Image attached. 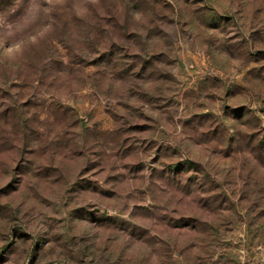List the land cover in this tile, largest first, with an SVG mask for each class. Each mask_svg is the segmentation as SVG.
Masks as SVG:
<instances>
[{
  "label": "rangeland",
  "instance_id": "374dc122",
  "mask_svg": "<svg viewBox=\"0 0 264 264\" xmlns=\"http://www.w3.org/2000/svg\"><path fill=\"white\" fill-rule=\"evenodd\" d=\"M0 264H264V0H0Z\"/></svg>",
  "mask_w": 264,
  "mask_h": 264
}]
</instances>
